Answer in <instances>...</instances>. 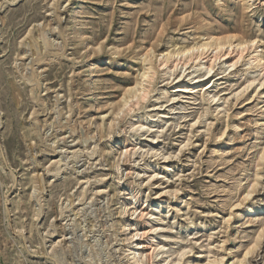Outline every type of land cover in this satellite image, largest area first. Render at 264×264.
Wrapping results in <instances>:
<instances>
[{"label": "rangeland", "instance_id": "rangeland-1", "mask_svg": "<svg viewBox=\"0 0 264 264\" xmlns=\"http://www.w3.org/2000/svg\"><path fill=\"white\" fill-rule=\"evenodd\" d=\"M263 16L264 0H0V264H264L247 210L264 205V71L249 50L223 75L212 50L157 56L235 35L264 58Z\"/></svg>", "mask_w": 264, "mask_h": 264}, {"label": "bare ground", "instance_id": "bare-ground-1", "mask_svg": "<svg viewBox=\"0 0 264 264\" xmlns=\"http://www.w3.org/2000/svg\"><path fill=\"white\" fill-rule=\"evenodd\" d=\"M243 1H245V0H243ZM246 9H248V8H246ZM41 39H42V42H43L42 44H44V47L46 49L47 45H46V43L44 41V36H42ZM259 42L260 41H256L254 39H249V40H248V38L245 39V37L236 38L235 35H229V36L219 37V38L218 37L217 38H213L212 36H210L201 45L194 44V45H190V46H185L180 51H177V52H168L166 55L159 54V55H157L159 57L158 62H159V66H161L162 68L167 67L168 64H171V67L176 68L180 61H185L187 63H194L195 61L199 60L202 56L206 55V53L209 50H212V52H214V54H213L214 61L215 60H219L221 58H225L223 60L224 63H222V64H224V65L227 64V67L224 68V69L222 68L221 73H220L221 75H223L229 68L235 66L239 62V60L243 57L244 53L245 52L248 53V50H249L250 53L247 54V59L245 60V63L247 65L248 69H251L252 67H254L256 69L259 68L260 71H264V58L262 57L261 46H260ZM151 50L152 49H150V50L148 49L147 52L144 55H142L141 57H139L136 61L139 62L142 59L145 61L147 59V57L149 56V53H151ZM234 52H235V54L237 56V59L235 61H233V62H229V63L225 62V60L227 59L226 57L228 55H230L231 53H234ZM37 61H39V59ZM172 62H175V63H172ZM212 63H211V65H208L207 67H205L203 65L199 66V70H202L203 73H202V75L197 77L198 78V80L196 79L197 83L203 82L204 80L207 79V77L210 76V73H211V71L213 69ZM153 74H155V73H154L152 67H150V66L147 67L145 69L144 74H143L144 81H146V82L150 81V78H152V76H154ZM263 75H264V73H263ZM89 76H91V75H89ZM31 78H29L30 79L29 81L31 83L32 82H38L39 79H40V78L39 79L37 78L36 80H32L31 81ZM89 80H90V78L87 79V81H89ZM254 81L255 80L248 81L246 87L250 86V83H252ZM190 82H192V79H188L187 80V83H190ZM138 92H139L138 95H134L133 96L134 99L136 98L137 102L140 101V100H143L146 97L147 89L144 86H142L138 90ZM125 103H126V105L129 104L126 101H125ZM30 123H32V122H30ZM33 124H36V123H33ZM140 129H141V127H140ZM263 155H264V152L262 153L260 159H263ZM74 156H76V155H74ZM54 173L56 174L57 172H54ZM250 193H248L246 195V197L243 199V201H245L249 197ZM238 205L241 206V204H238ZM127 207H128L127 205H123L122 206V211L123 212L126 211ZM256 209H260L259 212L263 213L264 212V205L256 206L255 203L250 205L249 208H247L248 216L249 217L254 216L257 213ZM239 215H240V212L238 213V216ZM130 240L131 239H129L127 241V246H126L127 252L131 251V249L129 247ZM57 255L55 254V255L52 256V258L50 257L52 259V261H53V264H58V256ZM246 255H248V253Z\"/></svg>", "mask_w": 264, "mask_h": 264}]
</instances>
